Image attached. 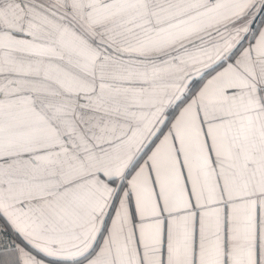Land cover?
<instances>
[{
  "label": "snow or ice",
  "instance_id": "1",
  "mask_svg": "<svg viewBox=\"0 0 264 264\" xmlns=\"http://www.w3.org/2000/svg\"><path fill=\"white\" fill-rule=\"evenodd\" d=\"M0 264H264V0H0Z\"/></svg>",
  "mask_w": 264,
  "mask_h": 264
}]
</instances>
